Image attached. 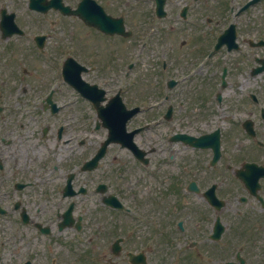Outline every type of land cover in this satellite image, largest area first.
<instances>
[{
  "label": "flooded vegetation",
  "instance_id": "flooded-vegetation-1",
  "mask_svg": "<svg viewBox=\"0 0 264 264\" xmlns=\"http://www.w3.org/2000/svg\"><path fill=\"white\" fill-rule=\"evenodd\" d=\"M184 5L142 82L135 45L91 28L40 48L71 16L0 0V68H28L0 77V264H264V0ZM79 73L135 110L92 169L108 130Z\"/></svg>",
  "mask_w": 264,
  "mask_h": 264
},
{
  "label": "rangeland",
  "instance_id": "rangeland-1",
  "mask_svg": "<svg viewBox=\"0 0 264 264\" xmlns=\"http://www.w3.org/2000/svg\"><path fill=\"white\" fill-rule=\"evenodd\" d=\"M70 22H71V20H70ZM60 27H61L60 25H57L56 26V29H58ZM65 27H66V29L63 31V33L61 32V35L60 36H64V37H69L70 36L73 39L72 42L75 43V44H78V42H79L78 38L77 37H74L75 36L74 33H76L74 27L72 25H70V23H67V25ZM70 32H71V35H70ZM174 37H176V35H174ZM88 41H89V39H88ZM146 63H149L150 64V62H148V61ZM146 68L147 69H144V72H148L149 69H150L149 66H147Z\"/></svg>",
  "mask_w": 264,
  "mask_h": 264
}]
</instances>
